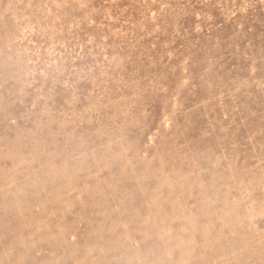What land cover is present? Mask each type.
Masks as SVG:
<instances>
[{"label":"rangeland","instance_id":"374dc122","mask_svg":"<svg viewBox=\"0 0 264 264\" xmlns=\"http://www.w3.org/2000/svg\"><path fill=\"white\" fill-rule=\"evenodd\" d=\"M0 264H264V0H0Z\"/></svg>","mask_w":264,"mask_h":264}]
</instances>
